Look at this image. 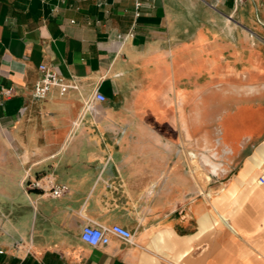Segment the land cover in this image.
<instances>
[{"label": "crops", "instance_id": "crops-1", "mask_svg": "<svg viewBox=\"0 0 264 264\" xmlns=\"http://www.w3.org/2000/svg\"><path fill=\"white\" fill-rule=\"evenodd\" d=\"M8 87L0 264H264V0H0Z\"/></svg>", "mask_w": 264, "mask_h": 264}, {"label": "built area", "instance_id": "built-area-1", "mask_svg": "<svg viewBox=\"0 0 264 264\" xmlns=\"http://www.w3.org/2000/svg\"><path fill=\"white\" fill-rule=\"evenodd\" d=\"M245 1L247 0H233L235 6L240 5ZM139 5L140 3L137 2L136 7L138 8ZM136 16H138L137 12ZM131 35L132 33L127 34V36ZM38 69L40 71V76L33 86L32 95L34 99L44 98L53 88L58 89L60 94H65L71 89H77V85L73 81H70L66 77L62 76L53 66L41 64L39 65ZM13 94L12 87L1 88L0 106L2 105L4 98H8ZM92 98L96 101H104L106 99L105 96L98 91L93 94ZM257 182L259 184H264V171H262L257 177ZM28 186L30 188H42L40 180L30 181ZM67 191L68 187L65 184L54 185L50 189L51 195L55 197L61 196ZM110 234L117 235L118 237L125 240H130L132 238V232L120 225H112L109 228H105L98 225L89 224H86L82 227L80 238L83 242L89 244L90 246L97 247L107 244L109 242Z\"/></svg>", "mask_w": 264, "mask_h": 264}]
</instances>
